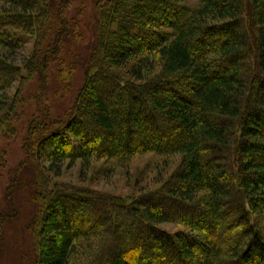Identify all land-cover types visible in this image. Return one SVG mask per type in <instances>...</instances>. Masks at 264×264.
Listing matches in <instances>:
<instances>
[{"label":"trees","instance_id":"obj_1","mask_svg":"<svg viewBox=\"0 0 264 264\" xmlns=\"http://www.w3.org/2000/svg\"><path fill=\"white\" fill-rule=\"evenodd\" d=\"M63 1L0 0V137L23 114L24 89L6 94L17 82L72 76ZM187 1H99L96 45L73 107L29 128L34 186L52 212L35 223L37 264H264V0ZM31 41L33 54L15 63L11 53ZM95 138L100 149L90 148ZM144 155L178 165L140 196L52 186L65 165L80 162L86 178L99 158L128 164ZM60 201L92 203L102 227H77ZM164 205L184 215H166ZM166 223L185 230L167 233Z\"/></svg>","mask_w":264,"mask_h":264},{"label":"rangeland","instance_id":"obj_2","mask_svg":"<svg viewBox=\"0 0 264 264\" xmlns=\"http://www.w3.org/2000/svg\"><path fill=\"white\" fill-rule=\"evenodd\" d=\"M64 1L62 4L65 11L64 23L66 22L69 28V36H66L65 54H63L65 59L74 63L69 82L64 83L54 77L45 84L38 81L39 76H34V80L24 81L25 83L17 82L6 92L10 96H15L20 88L24 89L21 93V111L23 112L21 120L15 125L14 132L7 131L0 137V264L38 263L34 243L35 223L40 214L49 220L52 212L41 208L40 193L34 186L39 163L37 158L28 154L26 149L29 128L33 121L38 122L43 118L47 119L48 116L51 120L57 119L71 110L85 81L86 61L96 45V15L100 0ZM185 5L195 8L198 1L190 0L185 2ZM34 45L35 43L31 41L26 47L18 49L14 54L11 53V59L15 63H23L24 59H28L33 54ZM42 85L46 86V89L43 88L44 99L41 103L38 96L41 93ZM73 141L75 146L79 147V143L75 139ZM101 143L95 138L90 148L99 147L100 149ZM166 162L153 155H144V157L134 159L128 164L99 158L91 166L86 178L82 177L80 162H76L69 168L68 165H65L60 177L50 176L52 177V186L57 184L90 188L95 192L127 200L132 195L136 196V193L140 196L146 191L159 189L161 182L166 181L170 176L169 170L178 165V160ZM45 164L48 166V163ZM161 172L164 173V176H161ZM43 177L48 178L47 175H43ZM60 203H64L67 208H73L72 211L69 210V214L75 220L77 227L80 224L86 225L85 227L88 225L102 227L101 221L97 218V208L92 203L77 201L70 203L71 205L61 201ZM162 210L166 215L172 214L181 218L184 215V212L171 206H160V211ZM123 218L128 224L127 226H130L131 223L136 225L135 217L132 214H124ZM160 228L170 234L185 230L181 226L167 223L161 225ZM119 234L122 235V230ZM116 245L120 250H124L122 257L129 258L131 256L127 251L128 248L124 246L125 243L120 242ZM163 256L164 259L172 258L171 253L167 252H164ZM134 257L141 258L136 254ZM146 258L144 257V259ZM162 260V258L159 259L160 262ZM158 262L152 264H161ZM133 263L138 264V262Z\"/></svg>","mask_w":264,"mask_h":264}]
</instances>
